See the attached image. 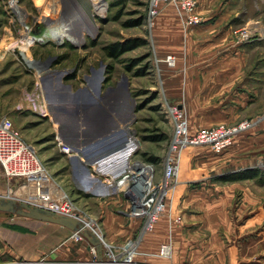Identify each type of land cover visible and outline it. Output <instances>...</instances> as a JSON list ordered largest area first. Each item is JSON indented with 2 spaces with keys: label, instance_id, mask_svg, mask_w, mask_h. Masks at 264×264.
I'll list each match as a JSON object with an SVG mask.
<instances>
[{
  "label": "rangeland",
  "instance_id": "1",
  "mask_svg": "<svg viewBox=\"0 0 264 264\" xmlns=\"http://www.w3.org/2000/svg\"><path fill=\"white\" fill-rule=\"evenodd\" d=\"M51 1L0 0V119L12 121L49 179L43 187L46 198L36 196L25 179L6 177L0 164V197L34 206H61L68 200L79 217L96 220L94 228L117 251L130 241L137 243L138 264L171 260V237L157 251L147 249L145 239L156 236L164 217L170 221L171 236L184 220L182 210H198V189L224 192L235 183L251 194L257 190L256 202L264 208V0H198L199 21L194 25L184 22L175 4L161 5L153 16L152 0H102L107 6L103 17L93 6L85 10L97 36H88L83 47L23 43L28 29L43 33L45 20L66 17L80 3L92 2L53 0L56 8L46 7ZM41 5L46 6L39 11ZM15 7L24 11L23 19ZM171 17L178 19L181 40L173 32L169 40L164 30V18ZM179 47L198 49L195 88L186 87L190 64H178L171 53ZM169 56L175 59L173 66L165 62ZM180 115L195 136L223 127H251L230 136L225 148L202 144L185 149L178 164L184 174L178 185L172 176L169 183L175 189L163 199L167 212L150 224L147 217L131 215L133 196L122 192L117 182L133 166L149 167L146 179L152 178L155 186L166 181L164 164ZM250 171L258 175L249 177ZM89 186L104 195L83 191ZM107 211L138 220L137 230L122 242L109 240L101 217ZM4 214L0 212V221ZM73 240L90 246L88 240ZM164 245L172 247L171 257L161 255ZM91 256V264H96Z\"/></svg>",
  "mask_w": 264,
  "mask_h": 264
},
{
  "label": "crops",
  "instance_id": "2",
  "mask_svg": "<svg viewBox=\"0 0 264 264\" xmlns=\"http://www.w3.org/2000/svg\"><path fill=\"white\" fill-rule=\"evenodd\" d=\"M164 20V30L166 33L169 31V38L173 32L181 40L182 29L177 17ZM207 20L210 24L214 23L211 18ZM171 53L178 57V64H190L186 87L195 88L198 81V49L179 47L177 52ZM184 58L188 59L184 61ZM188 159L186 157L184 171L188 170ZM194 173L196 171L192 170L191 174ZM188 195L185 194L186 197ZM259 198L257 190L251 194L235 183L224 192L198 189V210L188 214L182 210L184 220L175 226L171 236L168 230L170 221L164 217L157 227L156 236L146 238L144 245L157 251L167 239L171 237L173 240L171 260L156 259V264H264V208L256 202L260 201ZM2 217L0 264L18 260L91 264L90 247L76 243L72 239L73 231L68 228L26 217L22 220L8 219L7 214ZM101 217L106 235L113 242H122L133 235L139 223L136 219L126 220L108 211Z\"/></svg>",
  "mask_w": 264,
  "mask_h": 264
},
{
  "label": "built area",
  "instance_id": "3",
  "mask_svg": "<svg viewBox=\"0 0 264 264\" xmlns=\"http://www.w3.org/2000/svg\"><path fill=\"white\" fill-rule=\"evenodd\" d=\"M167 4H175L178 7L179 11L181 12L184 22L187 23L188 25L198 24L199 21L197 15L198 0H152V6H153L152 15L155 16L156 14H158V12L160 11V6ZM167 61H169L167 62L169 64H175V59L171 56L167 58ZM181 116L182 115H180L177 118L182 119ZM178 121H180L179 123L184 125V128L180 130L175 129L174 132V138L170 148L171 149L170 153L171 152L172 153L169 155L170 157L168 158V162H167L168 164L167 169L169 170V173L166 172V174H169V179H165L166 180L165 183L166 185H168V187H174V185H170L169 182L170 180L173 179L172 176H174L175 178V168L179 167L178 165H176V163L180 164L181 155L185 149L199 146L202 144H215V145L217 144L216 145L217 148L218 147L225 148L229 146V144L228 145L226 144L228 143L227 139L230 136L251 127V124H242L240 128L238 127L232 130L223 127L213 131L202 132L200 133L199 136L198 135L195 136L190 133L185 120L182 119ZM0 164L3 167V171L6 177H8L9 179H14V178L25 179L27 181V185L30 190L36 187L38 189V192L43 191V187L47 182H49L46 167L43 165L42 161L39 159L34 149L24 141L20 132L15 129L12 121L9 120L8 118L0 119ZM129 176H131L130 173L128 175H125L123 179L119 180L117 184L120 185L121 183H124L125 180H128ZM144 179L145 181H149V182L151 181L154 185L152 178H147V179L144 178ZM126 191L130 192L134 200L133 201L134 206L133 209L131 210L132 216L147 217V222H149L150 224H154V222H156L158 218L164 216V214L167 212V206L163 201V199L167 194H169L168 192L162 198L160 203L161 204L160 206H162L163 211L158 212V214L155 213L153 214V216L150 217L148 215L150 214V212H146V210L142 209V207L137 206L135 201L136 200L135 193H133V191L131 192L130 189H127ZM13 199L24 202L18 198H13ZM64 203L65 204L61 206H59L58 204L55 205V203L50 204V206L46 204L41 206H34L33 204L31 203L30 204L31 206L34 207H40V208L45 207V208H51L52 210L55 209L53 212L57 214L76 218L77 220H79L80 223L83 225V229L78 231H73V235H72V238L76 239L77 241L88 240L84 235V232L86 230L89 231V233L92 236L99 238L100 244L102 246V252H98L97 247L95 245H92L91 243L89 246L90 252L96 258V262H95L96 264H138L137 263L138 261L134 257L136 248L138 246L137 243L130 241L126 246L122 247L120 251H117L115 247L105 243V241H103L104 239L102 238L101 231H97L96 228H94V222H96V220L92 221L91 220L92 218H90V216H88L90 218V221H88L85 218L79 217L77 215L78 213L75 212V209L72 207L71 203H68V200H65ZM137 210H141V212H143L142 215H139ZM153 227H154L153 225H148V228H153ZM171 251H172V247L170 245H164L162 247L161 255L164 257H171L172 256ZM10 264H46V262L44 260H39V261L18 260Z\"/></svg>",
  "mask_w": 264,
  "mask_h": 264
},
{
  "label": "bare ground",
  "instance_id": "4",
  "mask_svg": "<svg viewBox=\"0 0 264 264\" xmlns=\"http://www.w3.org/2000/svg\"><path fill=\"white\" fill-rule=\"evenodd\" d=\"M91 1L92 2H90L88 4H86V2L80 3L79 5H77L75 10L71 14L67 15L66 17L62 16V17L52 19V20H45V29L43 30V33H40V34L34 33L32 30L33 28L28 29V30H31V32L28 33V31H25L22 34V42L26 43L28 45L29 44L31 45L32 43H36V42L46 43L49 41H53L54 43H57L59 45L66 43V42L67 43L69 42V43L73 44L75 47H79V48L83 47L87 43V37L88 36L91 38H95L97 36V30L92 29L93 28V24H92L93 18H91V16H88L86 14V11H85L86 8L88 6H93L94 8H97V10L99 11L98 15L102 16V17L107 12V6L104 5V2L102 0H91ZM45 6L46 5H41V7H39V11L42 10L43 7H45ZM46 7L56 8L55 2L52 0L50 2V5L46 6ZM15 9H17L18 12L19 11L21 12V13L19 12V14L23 19L24 16L26 15L24 13V11H22L18 7H15ZM38 20L39 21L44 20V15H43V17L39 18ZM20 52L26 53L24 50H21ZM28 58L29 57L26 56L27 60H28ZM28 62L30 64H32V66L34 65L32 61L28 60ZM162 62H164V61H162ZM165 62H169V61H165ZM169 65L173 66V64H169ZM35 67L37 68V65H35ZM40 73L41 72H39V74ZM97 98H98V96L96 97V99ZM173 112H175V111H173ZM175 120H176V125H175L176 130H178V129L180 130V129L184 128V125L179 123L180 122V121H178V120H180L179 118L176 117ZM79 150H83V149H79ZM81 152H79V153H81ZM75 153H77V151H75ZM76 156H78V155H76ZM79 160H80V157H79ZM80 161L83 162L82 160H80ZM166 163L164 164V167L166 168L165 172L169 173V170L167 169L168 164L166 165ZM177 165H178V163H177ZM148 169H150V168L146 167V169H145L144 166L143 167L142 166H133L131 173H130L131 176L128 177V180H125V182L120 184V185L117 184V186H119V189L122 192H125L127 189H130L131 192L133 191V193H134V190H136L137 191V198L135 197L136 198L135 201H136L137 206L142 207V209L146 210V212H150V214H148V215L151 217V216H153V214H155V213L158 214V212L163 211L162 206H160L162 198L165 196V194L167 192L170 193V192L174 191L175 188L174 187H168V185H166L165 181H164V183L161 182L162 184L159 186H154L151 181L150 182L145 181L144 178H146V173H147V171H149ZM151 173L152 172H150V174ZM182 173L183 172H182L181 168H179V167L175 168V178L173 181L175 183V185H178L180 183L179 181L182 178ZM143 176H144V178H143ZM165 176H166L165 179H169V174H166ZM132 188H133V190H132ZM34 190L36 192V196H42L43 198H46L45 193H43V191L38 192V189L36 187L34 188ZM99 190L100 189H98L97 187H93V186L83 188V191L88 192V193L90 192V193L98 194V195L103 194ZM104 193H105V191H104ZM111 194H112V192H111ZM103 195H101V196H103ZM137 211H138L139 215H142L143 212H141V210H137Z\"/></svg>",
  "mask_w": 264,
  "mask_h": 264
},
{
  "label": "water",
  "instance_id": "5",
  "mask_svg": "<svg viewBox=\"0 0 264 264\" xmlns=\"http://www.w3.org/2000/svg\"><path fill=\"white\" fill-rule=\"evenodd\" d=\"M21 54L26 58L25 53L21 52ZM0 212L6 213L7 215H19L41 222L56 224L68 228L71 231H78L83 229V225L76 218L57 215L51 211L32 207L27 203L18 202L14 199L0 197ZM84 235L92 245H95L97 247L98 252H102V246L97 238H95L88 232H84Z\"/></svg>",
  "mask_w": 264,
  "mask_h": 264
},
{
  "label": "trees",
  "instance_id": "6",
  "mask_svg": "<svg viewBox=\"0 0 264 264\" xmlns=\"http://www.w3.org/2000/svg\"><path fill=\"white\" fill-rule=\"evenodd\" d=\"M116 50V49H115ZM118 51V50H117ZM119 52V51H118ZM117 54V53H116ZM258 175V171H250L249 173H248V176L249 177H255V176H257ZM242 177V176H241Z\"/></svg>",
  "mask_w": 264,
  "mask_h": 264
}]
</instances>
